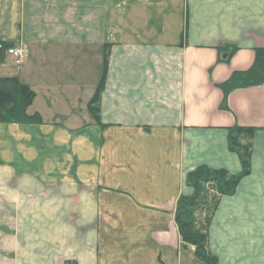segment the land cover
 <instances>
[{"label": "crops", "instance_id": "0c3cea01", "mask_svg": "<svg viewBox=\"0 0 264 264\" xmlns=\"http://www.w3.org/2000/svg\"><path fill=\"white\" fill-rule=\"evenodd\" d=\"M0 42L28 50L0 78L31 88L43 123L0 124V264H205L177 204L200 167L241 173L236 127L256 131L251 173L209 252L264 264V85L219 88L264 49V0H0Z\"/></svg>", "mask_w": 264, "mask_h": 264}, {"label": "trees", "instance_id": "16d2710c", "mask_svg": "<svg viewBox=\"0 0 264 264\" xmlns=\"http://www.w3.org/2000/svg\"><path fill=\"white\" fill-rule=\"evenodd\" d=\"M14 47L12 43L0 42V65L6 62L8 50ZM236 51V49L232 50L226 62ZM107 61L108 56L105 57L106 65ZM262 85H264V49H257L253 65L247 71L233 73L219 88L227 98L235 90ZM102 89L103 83L89 105L97 121H99V97ZM35 98L36 94L31 88L22 84L18 78H0V124L42 125V119L38 114L29 116L27 113ZM255 132L254 129L239 127L229 130V149L240 159L242 167L240 174L233 175L226 170L200 167L187 176V185L194 190V194L178 201L175 222L185 247H194V254L205 264H216L217 261L209 252V228L221 199L225 196H233L240 182L251 173L252 138ZM197 212H205V218L198 219Z\"/></svg>", "mask_w": 264, "mask_h": 264}, {"label": "built area", "instance_id": "2783aa9c", "mask_svg": "<svg viewBox=\"0 0 264 264\" xmlns=\"http://www.w3.org/2000/svg\"><path fill=\"white\" fill-rule=\"evenodd\" d=\"M121 7V5H119ZM7 55L12 58L16 66H20L29 56V52L26 48H11L8 50ZM195 252V248H191Z\"/></svg>", "mask_w": 264, "mask_h": 264}, {"label": "rangeland", "instance_id": "374dc122", "mask_svg": "<svg viewBox=\"0 0 264 264\" xmlns=\"http://www.w3.org/2000/svg\"><path fill=\"white\" fill-rule=\"evenodd\" d=\"M6 61L9 63V61H11L12 63H14V61L12 60V58H10V57H6ZM6 63V62H5ZM13 71H15V70H13ZM11 73V72H10ZM177 210V209H176ZM197 217H198V219H200V220H202V219H204L205 218V216H206V213L205 212H197Z\"/></svg>", "mask_w": 264, "mask_h": 264}]
</instances>
